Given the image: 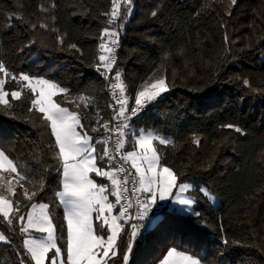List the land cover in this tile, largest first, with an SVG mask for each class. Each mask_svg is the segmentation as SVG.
Segmentation results:
<instances>
[{
    "label": "trees",
    "instance_id": "1",
    "mask_svg": "<svg viewBox=\"0 0 264 264\" xmlns=\"http://www.w3.org/2000/svg\"><path fill=\"white\" fill-rule=\"evenodd\" d=\"M110 11L111 0H0V63L9 73L44 77L68 89L55 100L79 114L80 131L92 138L97 153L104 145L95 142L104 138L102 125L110 120L105 76L120 71L129 108L145 82L166 77L169 91L130 125L171 141L157 143L160 163L177 174L178 183L193 184L190 194L201 215L165 208L150 223L155 215L148 214L130 264H160L173 247L203 264H264V0H121L118 63L107 73L97 65ZM4 89L10 107L0 105V148L27 177L17 183L12 173V200L25 215L32 203L49 204L57 233L63 226L66 236L57 199L62 167L54 155L58 147H49L55 137L43 114L30 110L34 97L26 82L8 76ZM14 90L21 91L20 99H12ZM228 124L242 133L222 127ZM202 187L219 199L218 206L199 192ZM25 189L37 195L28 200ZM130 224L124 225L129 231ZM20 227L0 215V231L10 241L0 242V264H19L17 252L25 251ZM109 264H123L122 253Z\"/></svg>",
    "mask_w": 264,
    "mask_h": 264
},
{
    "label": "snow or ice",
    "instance_id": "2",
    "mask_svg": "<svg viewBox=\"0 0 264 264\" xmlns=\"http://www.w3.org/2000/svg\"><path fill=\"white\" fill-rule=\"evenodd\" d=\"M131 2L132 0H124L127 5ZM232 3L235 4L236 0H232ZM120 9L121 0H111V11L104 14L109 16L107 21L109 27H105L101 33L98 71L102 66L107 73H111L116 63L114 52L119 44V28L123 26L122 24L117 25V21L121 18ZM41 10L47 11L43 7ZM130 13L131 8L129 7L125 17ZM152 15L156 16L157 12L153 11ZM112 25H117V27L113 29ZM9 27H11L10 22ZM40 27L44 28L47 25L41 24ZM104 37L108 39L105 41ZM225 39L227 40V36ZM71 47L76 48V45L73 44ZM0 73H3L5 77L11 76V79L17 82H27L26 87L34 97L31 98L32 108L30 110L42 113V120L46 122L45 127H50L51 136L55 137V145L49 147H58L59 151L54 155L60 162L63 175V191H58L57 196L64 205L66 236L63 226L59 235L57 234V226L53 223L48 204L32 203L26 215L20 214V202H14L6 194L0 192V215L9 226H13L15 221L21 225L19 231L22 234L29 233L30 230L46 234L23 239L25 251L17 252L19 264H109L118 252L122 253L123 264H130L129 255L138 243L137 237L141 235L140 229L143 225L132 223L130 231L124 225L132 219L129 212V209L133 207L131 196L137 192L143 197L142 199L141 196L136 197L137 220L143 221L152 207L157 206L158 201L168 200L180 205L185 212H190L197 217L201 215L194 209L197 203L196 198L184 195L193 188V185L178 184L177 174L170 167L160 165V156L153 142L158 141L161 145H167L171 141L144 129L133 132L128 123L147 105L157 101L169 91L166 77H161L151 83L145 82L136 92L135 107H132L130 111L128 100L123 95L126 92L125 85L122 82L112 85L113 88H119L121 93V98L116 99L119 109L114 108L116 115L113 119L123 122L114 129L109 127L110 121L102 125L110 135L107 138L96 140V144L104 145L103 150L97 153L95 144L92 143V138L87 132L81 134L77 131L78 128L84 129L79 114L70 112L68 108L62 107L60 103L53 100L57 93L68 94V89L44 77H33L24 72L19 73L18 76L9 73L3 63H0ZM101 74L105 75V73ZM105 78L108 77L105 76ZM120 78L121 73L117 70L114 79L120 81ZM245 84H248V81H245ZM4 85L5 80L0 79V105L7 109L10 107L7 99L9 93L4 90ZM11 97L14 100L20 99L21 91H12ZM79 99L85 102V97L81 96ZM76 106L79 107V104ZM84 106L89 105L85 102ZM222 127L234 128L236 132L242 133L241 128L232 124ZM113 133L117 136L114 152L109 148ZM126 143L133 148L132 151H123ZM194 143L199 144V140H194ZM137 146L142 150L141 152L135 150ZM98 160L102 164L106 163L107 170L97 163ZM129 161L131 168L135 169L134 173L124 166ZM57 171L59 172L60 168H57ZM5 172L15 173L19 177L17 183L27 179L26 175L18 171L16 162L10 159L3 148H0V174ZM92 172L110 180V185L98 184L90 177L89 174ZM119 174H123V177L117 178ZM129 183L132 184L131 190L128 188ZM20 186L23 187V184ZM0 187L3 185L0 184ZM42 188L43 179H41V190ZM6 191L15 195L11 179L8 181ZM199 192L208 199H214L207 188L202 187ZM124 193H130V195L127 201L122 203L125 201ZM36 195L35 192L29 194L27 189L24 191V196L28 200H32V197ZM109 196H114L115 201H110ZM114 210L115 215L112 214ZM0 242L10 243L3 233H0ZM160 264H202V260L173 247L163 256Z\"/></svg>",
    "mask_w": 264,
    "mask_h": 264
},
{
    "label": "rangeland",
    "instance_id": "3",
    "mask_svg": "<svg viewBox=\"0 0 264 264\" xmlns=\"http://www.w3.org/2000/svg\"><path fill=\"white\" fill-rule=\"evenodd\" d=\"M0 79H4L5 80V83L7 82V79H8V77H5L4 76V74H3V77L2 78H0ZM154 81V80H153ZM152 81H150V82H148V83H151ZM27 83V82H26ZM5 90V89H4ZM58 94H62V93H57V95ZM165 94V93H164ZM163 94V95H164ZM56 96V95H55ZM55 96L53 97V100L56 102V100H55ZM155 102H153L152 104H154ZM149 105H151V104H149ZM149 105H147V106H149ZM70 111V110H69ZM71 112V111H70ZM141 130V129H140ZM77 131H80V129L78 128L77 129ZM131 131H133V132H138L139 130H137V127L135 126V125H132L131 126ZM81 132V131H80ZM149 132H154V131H152V130H149ZM155 133V132H154ZM81 134H82V132H81ZM155 134H157V133H155ZM157 135H159V134H157ZM159 136H161V135H159ZM154 143V145H155V147H156V149H157V143H158V141H154L153 142ZM133 150V148L128 144V143H126L125 144V148H124V151H132ZM135 150L137 151V152H141L142 150L141 149H139L138 148V146L135 148ZM58 151H59V149H58ZM157 152H158V150H157ZM159 154V153H158ZM160 156V155H159ZM130 162V161H129ZM130 164H131V162H130ZM160 165L161 166H163L161 163H160ZM145 167L147 166L146 165V163H145V165H144ZM105 168V170H107V167H104ZM134 170V172H135V169H133ZM90 175V177L91 178H93L98 184H101L94 176H97L96 175V173L95 172H92V173H90L89 174ZM98 178H100V179H105V180H107V183L110 185V180H108L107 178H104V177H100V176H97ZM12 180V185H13V179H12V173H10V172H5V173H3V174H0V184H2L3 185V187H0V192H2V193H4V194H6V196L8 197V198H10V199H12V197H13V195H11L10 193H7V191H6V189H7V186H8V181L9 180ZM63 175H62V179H61V188H60V192H62L63 191ZM177 183H178V181H177ZM186 183H189V182H186ZM179 184V183H178ZM189 184H192V183H189ZM193 185V184H192ZM193 188H194V186H193ZM193 188H191V189H189L188 190V192H186L184 195H186V196H192L191 194H190V191L191 190H193ZM175 189H174V193H175ZM212 195V197H214V199H209L210 201H211V203L214 205V206H218L219 205V199L215 196V195H213V194H211ZM57 199H58V202H59V205L61 206V208H62V210H63V212H64V205H63V203H61V201H60V199H59V197L57 196ZM109 200L110 201H112V202H114L115 201V197L114 196H109ZM49 205V204H48ZM165 208H168L170 211H174V212H176V213H179V214H183V215H189V214H191L190 212H185L183 209H182V207L180 206V205H178V204H174V203H172V201L171 200H168V201H158L157 202V206H154V207H152V209H151V211L148 213V214H154L155 215V217H152L151 219H149V222L150 223H155V222H157L158 221V219H159V217L161 216V213L159 214V211H164L165 210ZM30 209V208H29ZM38 210V209H37ZM49 211H50V214H51V216H52V218H53V223L55 224V221H54V214H53V212H52V210H51V208H50V205H49ZM113 215H115L116 214V212H115V210H114V212L112 213ZM25 224H26V221H25ZM65 226H66V221H65ZM0 233H3V232H1L0 231ZM4 234V233H3ZM58 234V233H57ZM5 235V234H4ZM42 235H46V234H42V233H39V232H36L35 230H30L29 231V233H26V234H22L21 233V238H22V242H23V239H25V238H29V237H40V236H42ZM59 235V234H58ZM6 236V235H5ZM7 237V236H6ZM178 251H180V250H178ZM53 252H54V250H53ZM187 254V253H186ZM49 255H52V253H49ZM203 264V263H202Z\"/></svg>",
    "mask_w": 264,
    "mask_h": 264
},
{
    "label": "built area",
    "instance_id": "4",
    "mask_svg": "<svg viewBox=\"0 0 264 264\" xmlns=\"http://www.w3.org/2000/svg\"><path fill=\"white\" fill-rule=\"evenodd\" d=\"M118 50L119 48L116 47L115 48V52H114V56H115V65H117L118 63ZM110 75V74H109ZM111 76L108 77V81H107V87H106V92L108 94L109 100H110V123H109V127L110 128H115L118 124L122 123V120H114L113 117L116 115V111H114V108L116 110L119 109V105L116 103V99L117 98H121V93L119 88H113L112 85L113 84H118L120 83V81L115 80L114 78H110ZM125 96V94H123ZM126 97V96H125ZM128 100V99H127ZM128 109L130 111L131 108H129V101H128ZM135 117H132L130 121H128V123L130 124L131 121L134 119ZM110 135V133L106 132L104 129V138H107ZM116 140H117V136L113 133L111 134V140L109 142V148L110 150H112L114 152L115 147H116ZM124 151V150H123ZM117 159H119V157H117ZM121 164H124L123 161H120ZM129 171L134 173L133 168H131V164L130 162H128L127 164L124 165ZM123 174H119L117 178H122ZM139 185L137 184V187ZM128 188L131 190L132 189V184L129 183L128 184ZM130 193H124L125 196V201H122V203H125L127 201V198L129 197ZM137 196H141V194L139 192H137L135 195L131 196V200H132V204L133 207L129 209V212L131 213L132 219L130 220L129 223H136V224H141L143 225V227H141L140 232L141 231H145L148 227L147 225V221L144 219L143 221L137 220L136 219V212H137V206H136V197ZM143 197L141 196V199Z\"/></svg>",
    "mask_w": 264,
    "mask_h": 264
}]
</instances>
